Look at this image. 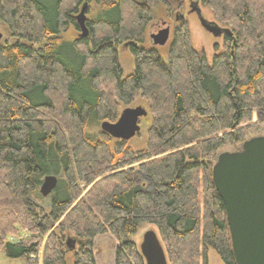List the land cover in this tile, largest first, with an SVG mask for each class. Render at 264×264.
Here are the masks:
<instances>
[{
	"label": "trees",
	"instance_id": "1",
	"mask_svg": "<svg viewBox=\"0 0 264 264\" xmlns=\"http://www.w3.org/2000/svg\"><path fill=\"white\" fill-rule=\"evenodd\" d=\"M169 1L0 0V24L20 41L0 46L6 258L32 264L47 238L43 264H68L66 242L74 238L81 246L74 264H96L94 241L109 234L120 246L115 264H146L133 238L152 225L169 264H209L210 250L236 264L212 170L225 146L264 136V0H200L232 33L211 63L182 16L166 60L143 47L154 9L171 8ZM177 1L182 9L184 0ZM85 4L87 36L77 20ZM91 5L95 14L87 19ZM70 27L79 37H62ZM121 45L135 59L129 76ZM138 101L151 120L140 151L100 129ZM47 176L58 179L49 215L38 205ZM140 176L153 181L154 194ZM22 231L30 238L5 241Z\"/></svg>",
	"mask_w": 264,
	"mask_h": 264
},
{
	"label": "water",
	"instance_id": "2",
	"mask_svg": "<svg viewBox=\"0 0 264 264\" xmlns=\"http://www.w3.org/2000/svg\"><path fill=\"white\" fill-rule=\"evenodd\" d=\"M85 4L77 20L83 36H87ZM201 26L216 38L231 36L230 30L207 22L200 7L193 5ZM184 18V16H182ZM170 25L161 22L150 28V40L155 46L166 44ZM3 35L0 32V45ZM128 47V45H126ZM137 46V45H135ZM148 111L142 106L125 108L114 123L103 122L100 129L111 138L131 141L141 132L142 120ZM216 191L226 209L232 250L236 264H264V136L246 140L239 151L221 153L212 170ZM55 176L44 178L40 193L49 197L57 187ZM77 240L69 238L66 246L74 250ZM140 252L146 264H169L164 247L155 231L142 237Z\"/></svg>",
	"mask_w": 264,
	"mask_h": 264
},
{
	"label": "rangeland",
	"instance_id": "3",
	"mask_svg": "<svg viewBox=\"0 0 264 264\" xmlns=\"http://www.w3.org/2000/svg\"><path fill=\"white\" fill-rule=\"evenodd\" d=\"M170 3H171V8L165 4H161L154 9L153 14H152V23H151V27L159 25L161 22H166L168 25H170L166 44L164 46H155L153 45L152 40H150L149 38L146 40L145 44L143 45L145 49H148V50L155 49L160 54L162 59L166 60L169 46L173 39L174 31L181 24V22L178 20L181 16H184V22L189 25V28L191 31V38H192L194 47L197 50H204L207 55V59L210 63L212 62L213 56L216 53L215 52L216 47H217V50L220 52V51H225L226 48L231 45L230 42L229 43L226 42L224 37L216 38L213 35L206 32L204 28L201 26V23L198 19L197 14L191 9V5L197 4V6L200 7L202 16L207 22L217 24V21L214 19L213 15L207 9H204L203 7H201L200 0H184V7L182 9L178 8L179 2L177 0H174V1L171 0ZM95 10L96 8L94 7V5H91L90 10H89L90 14L87 13V19L93 18L95 14ZM0 32L3 35L2 42L0 45L1 47L20 42L11 35L7 27L3 24H0ZM80 33H81L80 31H76L73 27H70L68 31L62 37L67 40H73L79 37ZM149 33H150V30H149ZM149 35L150 34H148V36ZM118 55H119L120 65L124 72V76L131 75L135 70V59L130 51V48L124 45L119 46ZM138 106L144 107L142 103H140L139 101L129 107L136 108ZM124 109L125 108L121 107L120 112H122ZM258 119H259L258 115L257 114L254 115L255 123L259 121ZM150 121L151 120L149 118L143 119L141 123L140 134H138L134 139L129 141V145L134 150L140 151L146 148ZM257 136H263V135H257ZM242 144L243 143L225 146L224 148L220 150L218 156L223 152H237L241 149ZM138 182L140 183V185L142 186L144 190H147V191L149 190V192L152 194L155 193V188H154L155 186H154L153 181L150 178L145 177V176H140L138 177ZM52 195L49 197H43L42 195H40V197L38 198V205H40V207L42 208V211L46 215H49L50 213L49 205L52 199ZM152 230L157 233L158 237L163 242L164 248L166 249L165 241L163 240L162 237H160L157 228L152 225L143 226L138 231V234L133 238L137 247L141 245L143 235L146 232L152 231ZM29 235L30 234H25L22 231L20 233L18 232V234L9 235L5 241L7 243L16 244L24 239H29L30 238ZM46 241H47V238L44 239L43 245L39 251V255L37 257L32 258L31 260L32 264H43L44 247H45ZM79 243L80 242H78L75 246V249H76V250L74 249L75 252L74 250H71V251L69 250V252L67 253L68 264L75 263V253L79 251L81 248ZM119 247H120L119 243L111 235L106 234V235L98 236L95 239L94 244H93V252H94V258H95L96 264H115V256H116V252L119 249ZM208 259H209V264H223L220 258L218 257V255L213 250L209 251ZM0 264H25V260L6 258L0 250Z\"/></svg>",
	"mask_w": 264,
	"mask_h": 264
},
{
	"label": "flooded vegetation",
	"instance_id": "4",
	"mask_svg": "<svg viewBox=\"0 0 264 264\" xmlns=\"http://www.w3.org/2000/svg\"><path fill=\"white\" fill-rule=\"evenodd\" d=\"M191 9H193V5H191ZM196 13V12H195Z\"/></svg>",
	"mask_w": 264,
	"mask_h": 264
},
{
	"label": "bare ground",
	"instance_id": "5",
	"mask_svg": "<svg viewBox=\"0 0 264 264\" xmlns=\"http://www.w3.org/2000/svg\"><path fill=\"white\" fill-rule=\"evenodd\" d=\"M106 122H108V121H106ZM110 123H114V122H110Z\"/></svg>",
	"mask_w": 264,
	"mask_h": 264
}]
</instances>
